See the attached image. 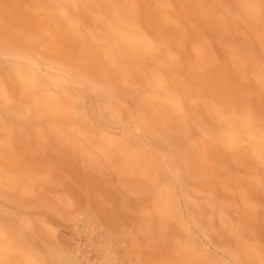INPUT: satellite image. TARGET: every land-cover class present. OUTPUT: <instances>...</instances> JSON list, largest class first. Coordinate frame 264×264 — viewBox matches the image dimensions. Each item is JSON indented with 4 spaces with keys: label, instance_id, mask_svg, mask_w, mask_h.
Here are the masks:
<instances>
[{
    "label": "rangeland",
    "instance_id": "1",
    "mask_svg": "<svg viewBox=\"0 0 264 264\" xmlns=\"http://www.w3.org/2000/svg\"><path fill=\"white\" fill-rule=\"evenodd\" d=\"M0 102V264L183 180L190 257L264 264V0H0Z\"/></svg>",
    "mask_w": 264,
    "mask_h": 264
},
{
    "label": "bare ground",
    "instance_id": "2",
    "mask_svg": "<svg viewBox=\"0 0 264 264\" xmlns=\"http://www.w3.org/2000/svg\"><path fill=\"white\" fill-rule=\"evenodd\" d=\"M13 56L17 58L18 63L27 58L23 53H13ZM19 65L29 67L25 62ZM44 66L63 71L60 66L51 62ZM26 69L36 78L32 68ZM82 74L81 70V78ZM86 80L88 79L84 81ZM42 85L39 83L37 88L46 90ZM0 105L4 106V103L0 102ZM136 123L135 118L134 127L138 131ZM180 189L181 196L176 197V210L172 212L166 209L169 198L165 195H157L155 192L136 193L123 197L124 202H110L109 205H116V208H108L109 212L102 211L103 215L108 217L106 223L92 226L62 225L58 230L62 235L56 240L46 242V232L42 227L25 229L22 231V237L13 242L10 264H207L208 261L190 257L184 242L180 240L179 231L184 223L194 227V233L197 235L204 233V224L198 219L202 214H196L189 208L186 180L181 182ZM144 197H147L146 203ZM162 205L164 207L160 209ZM99 206L103 207L101 204ZM142 210L149 213L156 211V214L142 215ZM68 234L70 236H67ZM74 241H78L75 251ZM45 251L50 254L46 258L42 257L39 263L38 258L43 256ZM210 263L218 264L216 256L212 255Z\"/></svg>",
    "mask_w": 264,
    "mask_h": 264
}]
</instances>
